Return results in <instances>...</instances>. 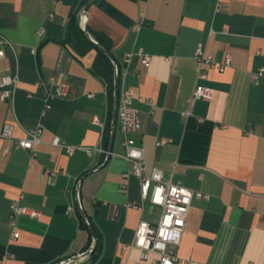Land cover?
I'll list each match as a JSON object with an SVG mask.
<instances>
[{
	"label": "crops",
	"instance_id": "crops-1",
	"mask_svg": "<svg viewBox=\"0 0 264 264\" xmlns=\"http://www.w3.org/2000/svg\"><path fill=\"white\" fill-rule=\"evenodd\" d=\"M87 1L0 0V70L19 76L13 99L0 92V128L11 122L20 137L45 127L36 156L0 137V264H47L88 249L93 236L80 220L77 184L90 169L79 197L99 240L72 264H149L138 247L124 245L141 219L157 222L162 208L142 196L135 174L125 175L132 164L119 155L118 110L110 158L88 152L108 149L114 79L98 47L80 49L78 13ZM219 2L227 7L218 12ZM87 12L90 31L103 35L121 67L127 52L152 55L145 66L135 54L124 78L135 93L141 122L133 136L148 169L210 194L193 198L179 256L195 264H264V77H251L264 66V0H95ZM200 41L216 61L230 52V64L206 65L199 77ZM51 76H63L68 91L45 110V87L36 82ZM197 82L214 93L191 103ZM55 135L81 147L69 153L52 142ZM16 199L41 215L12 222Z\"/></svg>",
	"mask_w": 264,
	"mask_h": 264
},
{
	"label": "built area",
	"instance_id": "built-area-1",
	"mask_svg": "<svg viewBox=\"0 0 264 264\" xmlns=\"http://www.w3.org/2000/svg\"><path fill=\"white\" fill-rule=\"evenodd\" d=\"M226 7V2H219L217 11H222ZM50 17L53 18L54 14H50ZM138 27L139 25L136 26V28ZM42 31L43 29L40 32ZM135 54L141 56V61L145 66H149L152 61V55L145 53L142 48H139L136 52L125 53L121 61L122 67L119 68L118 119L123 133L125 151L119 153V155L132 164V169L127 170L125 175L129 176L133 173L139 178L142 196L149 199L153 204L161 206L162 213L159 220L155 223L147 219H141L136 227L133 243L124 245V248L138 247L141 250V258L144 261H149V264H195L196 261L194 259L181 258L177 253L176 247L182 240L193 198H209L210 194L187 187L180 181L166 179L163 170L159 167L148 169L145 149L135 143L133 136L141 122L140 112L133 106L135 93L124 83V78L130 71ZM3 55L4 50L0 49V58ZM195 56L199 61V77L204 76L206 65L224 70L231 62L230 52L225 53L222 61H216L213 53L208 51L206 43L203 41L197 44ZM136 72H138V69H136ZM261 76L264 77V66L251 72V77L254 80H259ZM18 83L19 76L17 74L0 70V92L3 99L14 98ZM36 85H44L45 87L43 94L45 110L52 107V99L57 96H64L68 91V83L63 76H51L47 80L37 81ZM213 93L214 88L212 86L197 82L189 101L192 103L198 98L210 99ZM89 95L93 96L94 93L91 92ZM92 120L95 124L103 125L98 116H94ZM44 132V125L39 123L35 127L27 129L24 136L17 137L14 135V124L7 122L0 128V137L15 139L18 147L30 149L32 155L36 156L35 148L42 142ZM52 142L56 145L66 146L69 153H73L77 148L81 147L67 144L59 135H55ZM96 149L107 152V149L98 147L88 148V152L92 154ZM11 209L12 222L20 215H29L31 217H39L41 215L39 209L21 205L18 199L12 202ZM13 235L17 237L19 232L15 230ZM151 253H157V257L150 259Z\"/></svg>",
	"mask_w": 264,
	"mask_h": 264
},
{
	"label": "water",
	"instance_id": "water-1",
	"mask_svg": "<svg viewBox=\"0 0 264 264\" xmlns=\"http://www.w3.org/2000/svg\"><path fill=\"white\" fill-rule=\"evenodd\" d=\"M94 1L95 0H88L87 1V3L80 9V11L78 13V19L83 22L82 27H83L84 31L86 32L87 36L89 37V39L92 40L95 44H97L98 47L100 49H102L104 51V53L114 63V91H113V103H112V121H111V128H110V140H109V145H108V149H107L106 159L104 161V163H105L110 158V156L112 154L114 137H115V132H116V118H117L119 90H120V86H119V64H118L117 60L114 58V56L112 55V53L106 47H104L102 44H100L95 39V37L91 34V32L89 31L87 7L89 5H91ZM92 170H94V169L88 170L78 181V184H77V202H78L80 214L82 215L83 219L85 220V222H86V224H87V226H88V228L91 231V234L93 236V242L88 247V249H86L85 251H83L81 253L66 256V257L62 258L57 264H72L76 260H78V259L86 256L87 254L93 252L95 250V248L97 247L98 240H99L98 234H97L93 224L91 223L86 210L83 208L82 203L80 201V197H79V189H80V185H81V180L83 179V177L87 173L91 172Z\"/></svg>",
	"mask_w": 264,
	"mask_h": 264
},
{
	"label": "trees",
	"instance_id": "trees-1",
	"mask_svg": "<svg viewBox=\"0 0 264 264\" xmlns=\"http://www.w3.org/2000/svg\"><path fill=\"white\" fill-rule=\"evenodd\" d=\"M80 28V38H79V45H80V49L81 50H85L87 48H90V47H93V46H96L98 47L97 44H95L92 40L89 39V37L87 36L86 32L84 31L83 28L79 27ZM89 28V27H88ZM90 31V29H89ZM91 32V31H90ZM91 34L95 37V39L100 43L102 44L104 47H106L109 51H110V48H109V44L107 42V40H105L103 38V35L101 33H96V32H91ZM99 48V47H98ZM99 50L106 56L108 57L104 51L102 49L99 48ZM109 58V57H108ZM110 59V58H109ZM110 62L112 64V69H113V76L112 78L114 79V63L113 61L110 59ZM118 62V61H117ZM119 64V63H118ZM119 68H121L120 64H119ZM110 126L107 127L106 131H105V146H108L109 144V140H110ZM80 220L82 221V223L84 225L87 226L85 220L83 219L82 215L80 214ZM62 259V258H61ZM61 259H58V260H54V261H51L47 264H57Z\"/></svg>",
	"mask_w": 264,
	"mask_h": 264
}]
</instances>
